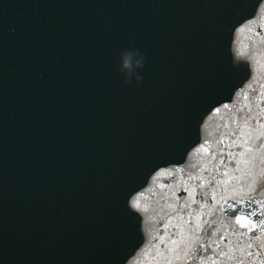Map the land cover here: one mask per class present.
Segmentation results:
<instances>
[{"label": "water", "instance_id": "1", "mask_svg": "<svg viewBox=\"0 0 264 264\" xmlns=\"http://www.w3.org/2000/svg\"><path fill=\"white\" fill-rule=\"evenodd\" d=\"M260 212L264 0H0V264H264Z\"/></svg>", "mask_w": 264, "mask_h": 264}, {"label": "clouds", "instance_id": "2", "mask_svg": "<svg viewBox=\"0 0 264 264\" xmlns=\"http://www.w3.org/2000/svg\"><path fill=\"white\" fill-rule=\"evenodd\" d=\"M119 71L125 77V83L135 78L138 82L142 80L137 70L144 67L146 56L137 48H126L119 52Z\"/></svg>", "mask_w": 264, "mask_h": 264}, {"label": "snow or ice", "instance_id": "3", "mask_svg": "<svg viewBox=\"0 0 264 264\" xmlns=\"http://www.w3.org/2000/svg\"><path fill=\"white\" fill-rule=\"evenodd\" d=\"M204 151H207V149L205 148ZM229 207H231V206H229ZM220 211H224V209L221 208ZM249 215L256 216L257 212L255 210H253L252 212L249 213ZM260 216L264 217V212H260ZM259 223L261 226H264V219H260ZM249 255H251V253H249Z\"/></svg>", "mask_w": 264, "mask_h": 264}]
</instances>
